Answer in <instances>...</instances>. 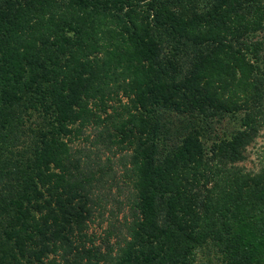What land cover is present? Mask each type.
I'll use <instances>...</instances> for the list:
<instances>
[{
    "label": "trees",
    "instance_id": "16d2710c",
    "mask_svg": "<svg viewBox=\"0 0 264 264\" xmlns=\"http://www.w3.org/2000/svg\"><path fill=\"white\" fill-rule=\"evenodd\" d=\"M261 129L264 0H0V264H264Z\"/></svg>",
    "mask_w": 264,
    "mask_h": 264
},
{
    "label": "rangeland",
    "instance_id": "374dc122",
    "mask_svg": "<svg viewBox=\"0 0 264 264\" xmlns=\"http://www.w3.org/2000/svg\"><path fill=\"white\" fill-rule=\"evenodd\" d=\"M238 126V119L225 116L218 123H214V130L206 129L201 137L203 145L208 148L210 141L216 139L217 136H221L229 132L233 127ZM173 127V126H172ZM174 129V127H173ZM213 131V132H212ZM264 130L261 129L259 133L255 136L254 140L250 142L245 148V157L238 163L242 165L245 170L255 171L261 164L263 159L262 155L264 153ZM116 156L113 157L115 160ZM116 166V164H115ZM92 229L95 233L101 234L102 229L100 226L93 224Z\"/></svg>",
    "mask_w": 264,
    "mask_h": 264
}]
</instances>
